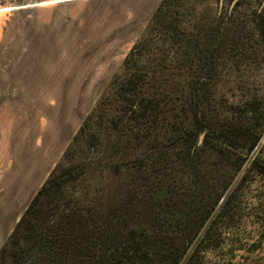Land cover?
Instances as JSON below:
<instances>
[{
	"label": "trees",
	"instance_id": "obj_1",
	"mask_svg": "<svg viewBox=\"0 0 264 264\" xmlns=\"http://www.w3.org/2000/svg\"><path fill=\"white\" fill-rule=\"evenodd\" d=\"M180 1H160L79 127L90 133L116 101L123 123L108 166L157 150L148 166L157 178L139 188L141 176L125 166L130 185L100 192L102 174L56 163L0 247V264H189L228 213L244 170L264 175L252 110L222 102L217 88L242 64L264 63V9L247 25ZM90 146L102 162L108 148L96 138Z\"/></svg>",
	"mask_w": 264,
	"mask_h": 264
},
{
	"label": "rangeland",
	"instance_id": "obj_2",
	"mask_svg": "<svg viewBox=\"0 0 264 264\" xmlns=\"http://www.w3.org/2000/svg\"><path fill=\"white\" fill-rule=\"evenodd\" d=\"M140 2L0 0V240H7L18 212L26 208L56 163L82 169L85 164V171L90 167L94 176L102 174L100 192H118L130 185L125 166L141 176L139 188L157 178L158 169L148 168L160 156L157 150L148 155L123 153L113 159L122 162L120 167L108 166L112 160L108 146L118 140L123 123L114 110L116 101L107 102L106 112L90 133H79L149 22L142 27L147 14ZM180 3L184 8L195 4L223 18L232 14L236 22L245 19L247 25L246 18L264 9V0H238L232 6V0ZM235 71L217 88L225 94L222 102L252 110L251 124L261 133L255 155L264 162V63L242 64ZM93 138L108 148L102 162L101 155L96 161L91 152ZM107 167L119 172L103 171ZM244 172V178L237 179L228 213L220 216L189 264H264V175L255 169Z\"/></svg>",
	"mask_w": 264,
	"mask_h": 264
},
{
	"label": "crops",
	"instance_id": "obj_3",
	"mask_svg": "<svg viewBox=\"0 0 264 264\" xmlns=\"http://www.w3.org/2000/svg\"><path fill=\"white\" fill-rule=\"evenodd\" d=\"M161 0H141L140 2V8L142 10L145 11V13L147 14L146 15V18H145V21L142 23V27L143 25H145V23L149 20V18H151L152 14L154 13V11L156 10L157 6L159 5ZM20 186H23V183L20 185ZM36 192V191H35ZM24 209H21L17 216L15 217L14 219V225H16L17 223V218L19 216V214L21 212H23ZM8 235V234H7ZM7 237V236H6ZM4 243V240H0V247L2 246V244Z\"/></svg>",
	"mask_w": 264,
	"mask_h": 264
},
{
	"label": "water",
	"instance_id": "obj_4",
	"mask_svg": "<svg viewBox=\"0 0 264 264\" xmlns=\"http://www.w3.org/2000/svg\"><path fill=\"white\" fill-rule=\"evenodd\" d=\"M236 1H237V0H232L231 6H232ZM220 4H221V0H220ZM231 6H230V8H231ZM203 137H204V132H202V133L200 134V136H199V140H198L199 143H201ZM22 214H23V212H21V213L19 214V216H18V218H17V222L19 221V219H20V217H21Z\"/></svg>",
	"mask_w": 264,
	"mask_h": 264
},
{
	"label": "flooded vegetation",
	"instance_id": "obj_5",
	"mask_svg": "<svg viewBox=\"0 0 264 264\" xmlns=\"http://www.w3.org/2000/svg\"><path fill=\"white\" fill-rule=\"evenodd\" d=\"M237 1H238V0H237ZM237 1H236V2H237Z\"/></svg>",
	"mask_w": 264,
	"mask_h": 264
}]
</instances>
